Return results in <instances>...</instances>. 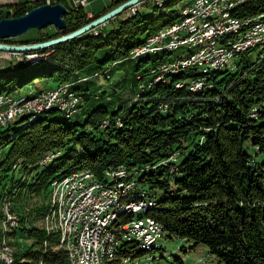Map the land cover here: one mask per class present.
<instances>
[{
  "label": "trees",
  "instance_id": "trees-1",
  "mask_svg": "<svg viewBox=\"0 0 264 264\" xmlns=\"http://www.w3.org/2000/svg\"><path fill=\"white\" fill-rule=\"evenodd\" d=\"M59 1L68 8L65 29L18 44L71 32L126 0H111L101 13L93 15L85 8L69 6L66 0ZM177 1L153 3L147 17L141 16L138 8L120 19L118 28L104 32L99 25L36 50L44 55L37 63L17 62L0 72V80L9 75L7 81H13L32 69L33 75L17 81L18 86L36 77L68 83L80 97L79 109L100 99L92 89L94 78L101 74L109 78L123 60L137 59L142 71L136 75L139 98L123 114L122 108L109 110L102 104L78 123L70 120L74 113L66 117L60 110L49 109L30 122L24 115L1 126L0 202L7 194L13 202L30 196L45 201L51 183L79 171H89L107 184L125 176L155 199L156 207L146 215L163 227V237L186 240L193 249L202 245L222 264H264V47L254 59L251 49L239 54L233 68L213 70L208 75L187 69L156 81L159 68L178 60L181 56L173 58L181 53L172 56L174 51H160L132 58V50L179 21L182 11L170 7ZM36 5L35 0L13 3L10 12L0 11V18L20 16ZM263 13L264 0H252L234 10L232 16L241 21ZM100 49L105 52L98 60ZM108 62L111 65L104 68ZM200 79L206 83L191 90L190 84ZM16 83L0 85V95L14 91ZM57 112L64 118L43 116ZM20 121V126H14ZM51 153L59 156L39 167ZM261 156L262 162L255 160ZM171 177L173 186L168 180ZM43 209L40 206L32 212L39 217ZM24 223L21 212L11 235L34 243L26 250L17 249L14 264H22L19 260L25 264H69L64 250L49 246L44 252L46 233ZM122 249L127 252L123 254ZM136 250L153 252L144 251L135 242H123L111 264H120L121 256L124 260L128 255L136 256Z\"/></svg>",
  "mask_w": 264,
  "mask_h": 264
},
{
  "label": "bare ground",
  "instance_id": "bare-ground-1",
  "mask_svg": "<svg viewBox=\"0 0 264 264\" xmlns=\"http://www.w3.org/2000/svg\"><path fill=\"white\" fill-rule=\"evenodd\" d=\"M250 1L252 0H195L181 10L182 13L178 22L146 39L145 43L136 49L139 51L132 53V57L137 58L160 51H174L186 46L190 49H197L194 54L188 57L183 59L181 57L176 61L163 64L158 70L156 81L162 80L165 74L168 76L169 73H178L187 69H194L196 73L208 75L213 70L227 68L229 60L234 56L245 53L252 48H257L259 45H264V13L249 21H237L238 18L231 19L234 10ZM189 22L193 23L181 27V25ZM213 23H218V29H213ZM169 29L179 30L176 31V34L156 40L157 36ZM241 40L243 41L241 42ZM222 53H224L223 60ZM42 57L40 53V56L28 60V63H36ZM196 58H202V60L195 62ZM204 83L206 82L203 79L194 81L190 84V89L199 90ZM61 92L63 93L62 90ZM59 95L60 91L51 103L42 104L31 111L15 114L11 117V121L18 116L37 113L36 111L39 109H45L47 112L49 109H61V106L63 104L67 105V103H61L62 100ZM74 97L75 95H72L71 98ZM42 98L32 100H26L27 98H25L26 101L22 100L19 104H26L25 106H27L41 101ZM15 100L16 98H14V103ZM72 101L76 102L77 100L74 98ZM14 103L13 110L25 108L23 105L14 106ZM74 105L72 107L68 104L69 108L72 107L73 110H68L69 115L75 112ZM45 110L44 112H46ZM65 110L67 109L65 108ZM41 112L43 113V111ZM5 123L9 122H3L1 125ZM107 123L105 122V125ZM58 156L59 153H51L38 166L45 167L53 160L55 161ZM87 173L79 171L67 175L65 178L55 181L51 189L53 204H51L50 210L59 223L60 241L63 249L69 253L72 264H111L117 256L118 247L123 242H135L147 252L158 249L164 231L157 221L147 222L146 225L136 224L130 228V233L117 241V234L125 231V224H122V222L127 216H133L129 222H144L150 219L146 213L156 207L155 199L150 197L146 191L138 189L125 176H120L110 184L96 180L90 173H88L89 177L86 179L85 184H80V179H73L85 176ZM71 179H73L72 188L65 193L62 187L68 186ZM86 189H92L88 191L89 200H100L102 198H105V200L100 201L99 204L88 203L79 211L70 212V203L80 201L81 194L86 192ZM136 207L139 208L135 209ZM92 215H94L93 218H91ZM100 230L101 235L96 238L95 231ZM84 232L88 233L85 247L80 244ZM9 251L7 243L4 240L0 241V259L3 256L7 258L6 264L12 263Z\"/></svg>",
  "mask_w": 264,
  "mask_h": 264
},
{
  "label": "rangeland",
  "instance_id": "rangeland-1",
  "mask_svg": "<svg viewBox=\"0 0 264 264\" xmlns=\"http://www.w3.org/2000/svg\"><path fill=\"white\" fill-rule=\"evenodd\" d=\"M14 1H20V0H7L6 3L1 7V12L4 14H6L7 12H10V9H11L10 5ZM194 1L195 0H179L175 2L173 5H171L170 7L172 9L182 10L185 6L193 3ZM66 2L69 3V0H66ZM110 2L111 0H88V3L85 7V11L89 15H93L97 12H100L104 7L109 5ZM153 3L162 4V0H158V1L148 0V2L143 3L140 6L136 5L137 8L140 9L139 11L140 15L144 17L149 16L153 10L152 9ZM130 10L131 9L129 8L121 12L120 14L114 16L113 18L109 19L104 24H101L104 28V32H107L111 29L118 28L120 19L125 18L126 15H128L127 13ZM56 31L57 29L53 25H48L42 29H36V28L30 29L29 31H27L26 33L20 36L4 39L1 41L7 42L10 44H14V43L18 44L20 41L38 39L44 33L52 34ZM263 47H264L263 45L261 46L259 45L257 48H252L250 51V57H252L253 59L256 58L258 53L262 50ZM178 51L181 54L173 59H176L180 56L182 57V59L185 57H188L189 55L194 54L197 51V49L196 48L190 49L187 46L180 47L179 49L174 50V52L172 53V56L175 55L176 52ZM104 52L105 51L103 49H100V51L97 52L96 58L99 60L102 57ZM134 52L135 51H133L132 53ZM11 56H12V53L4 52L0 50V72H2L4 69L9 67L10 64L17 63V62H12L14 57H11ZM41 56L44 57L43 53H41ZM181 57L179 59H181ZM238 60H239V55L238 56L236 55L233 58H231L229 60V63L227 64V68H232L234 64L238 62ZM165 62L166 61L162 62L161 64ZM105 65L106 66L104 68L109 67L111 63L108 62V63H105ZM31 70L32 69L28 70L25 73L19 74L18 77L15 78L13 81H7V78L9 77V75H7V78L5 77L0 80V85H3L4 83H7L8 85H12L19 80L25 81L26 79H28L29 77L33 75ZM139 73H142V71L141 69L137 67V59L123 60L122 63H119L117 67L114 68V70L109 74L110 75L109 78H106L103 74L99 75L97 78H94L95 86L94 87L92 86V89H93V92L97 96H99L100 99L94 102L90 100L88 102V105L86 104V106L84 107L82 106L79 109H78V105L80 104V97L69 88L68 83H58L57 84V81L55 80L42 78V77H36L32 79V81L26 84H22L20 86H18V84L16 83L15 84L16 89L14 91L10 93H3V95L2 94L0 95V102L4 100L6 97H9L11 95V96H15L16 98L14 106L23 105L24 107H26L25 106L26 104H19V102L22 100H25V98H27L26 100H32L34 98L38 99L40 97H44V95H47L48 92H50V90L60 91L59 98L62 100L61 103H67V105L63 104L61 106V109L59 108L57 110H60V111L62 110L61 112L64 113L66 117H69L70 113L68 110H72L71 108L75 104L74 105L75 112L71 116L70 120L76 121L78 123H83L88 114L87 112H90L93 108L99 105L103 104L109 110H117L119 108H122V110L120 111V114H123L132 105H134L135 100L139 98L138 95L140 92V89H139L140 81L136 79V75ZM145 80L146 79H143L141 82ZM59 84H63V85L59 87H55ZM61 90L63 91L64 95H62L63 93L61 92ZM30 91L31 92L39 91V92L28 94L27 92H30ZM72 95H75L74 98H76V100L78 99V102L76 101L77 103L75 101H72L74 100V98H71ZM143 98L146 99L145 96ZM68 104L72 105V107L69 108ZM65 108L67 110H65ZM44 110L45 109H39L36 111L37 113H28L29 115H26L29 118L28 122L32 121L37 115L42 113L41 111L44 112ZM61 112H57L52 115L45 113L43 114V116L54 117L56 119H63L64 115ZM6 124L8 123H5L4 125ZM21 124L22 122L20 121L17 124H14V126H20ZM4 125H1V126H4ZM1 126H0V130H3ZM6 148L7 147H5L4 150H6ZM249 151L253 152L252 147L249 148ZM255 160L262 162L263 157L262 156L256 157ZM83 172H89V171H83ZM16 175L18 176L19 172H17ZM138 177H140V175H138L137 178ZM111 178L112 176H110V178L108 177L107 180ZM168 180L173 186L174 178L171 177V178H168ZM53 184L51 183L48 198L45 201L40 200L38 197L30 196V198H23L21 201L15 200L13 202L12 201L13 199L11 200V197L7 194L3 197L2 201L0 202V241L4 240L10 249L9 252L11 254V262H12L11 264H14L15 252L18 251L17 249L26 250L29 247H31V245L34 243L32 239H29V238H25V239L19 238L18 239L16 236L13 238L11 235V233L14 232L19 225V214L21 215V212L25 216L24 224L26 227H29L30 225H32L36 229L43 230L46 233V239L43 241V251L44 252L47 251L49 246H51L55 250L60 249V250H64L67 252V250L63 249V246L60 241L61 230L59 228V223L56 217L52 214V211L50 210L51 204H53L51 200L52 194H53L51 189H52ZM9 186L10 185H7V188H9ZM40 206H44L45 209H43L42 215L38 217L36 216V212L35 211L32 212V211L35 208H38ZM8 221L9 222L11 221V224H8L7 223ZM50 240H53L54 242L50 243ZM159 245L162 246L161 250L153 251L151 253H145V254L138 253V250H136V254H137L136 256L128 255V258L126 257L128 259V263H126L127 259H125L126 260L125 262L124 260L125 257L121 256L119 258L120 264H222L218 262L215 256L210 255L208 250L204 246L197 245L193 249V248H190L191 244L183 239H178V238L168 239L164 236L159 241ZM126 252H127L126 249H122L123 254H125ZM67 254H68L67 260H68L69 253ZM123 260H124V263H123ZM69 261H70V257H69L68 262ZM19 262H21L22 264H25L24 260H19ZM40 264H42V262ZM69 264H72V262L70 261Z\"/></svg>",
  "mask_w": 264,
  "mask_h": 264
},
{
  "label": "water",
  "instance_id": "water-1",
  "mask_svg": "<svg viewBox=\"0 0 264 264\" xmlns=\"http://www.w3.org/2000/svg\"><path fill=\"white\" fill-rule=\"evenodd\" d=\"M142 1L144 0H126L83 26L45 41L20 44L2 42L1 40L20 36L33 28L42 29L48 25H53L58 31L65 29L66 21L64 15L68 12V9L63 3L36 5L20 16L0 18V50L29 52L53 46L104 24L109 19Z\"/></svg>",
  "mask_w": 264,
  "mask_h": 264
},
{
  "label": "built area",
  "instance_id": "built-area-1",
  "mask_svg": "<svg viewBox=\"0 0 264 264\" xmlns=\"http://www.w3.org/2000/svg\"><path fill=\"white\" fill-rule=\"evenodd\" d=\"M35 1H37L38 5H40V4L61 3L59 0H35ZM142 2L137 4V5L140 6L141 4H143ZM87 3H88V0H69L68 4H69V6H71L73 8H85ZM0 5H1V0H0ZM130 9L131 10L127 14H133L134 10L137 9V6L133 5ZM207 9H209V8H207ZM252 18H254V17L244 18V21H249ZM231 19H235V18H231ZM191 23H193V22H189V23H186L184 25H181V27L182 26H189V24H191ZM179 29L166 30L162 34L157 36L156 40L164 39V38H166L169 35L176 34V31L179 30ZM213 29H218V23H213ZM242 41L243 40H241V42ZM150 44H148V45H150ZM132 51H139V50H132ZM5 52H8V51H5ZM9 53H12L11 57H14L12 62H28V60H32L35 57L40 56V53H38L37 51L9 52ZM224 53L221 54L222 55V60H223V54ZM198 60H202V58H196L195 62H197ZM214 64H215V62H214ZM58 93H59V91L50 90V92L47 95H44V97H43V99L41 101L29 104L25 108L20 109V110H13V103H14L15 96H11L10 95L9 97H6L4 100H2L0 102V126H1V124L3 122H11V117L14 116L17 113L31 111L33 109H37L42 104L51 103L52 101H54V99L56 98ZM88 177L89 176H88V173H87V175H85V176H81L80 178H73V179H80V184H85V181H86V179ZM73 179L70 180V183L68 184V186L62 187L63 191L65 193H67L72 188ZM90 190H92V189H86V192L81 194V199L77 203H70V212H77L84 205H86L88 203H97V204H99L100 201L105 200V198H102L100 200H89L88 199V191H90ZM137 208H139V207H136L135 209H137ZM93 217H94V215L91 216V218H93ZM155 221H156L155 219L150 218L149 220L144 221V222H129V221L122 222V224H125V231L124 232H120V233L117 234V241H119L123 236L127 235L128 233H130V228L133 227L134 225H136V224H144V225H146L147 222H155ZM7 223L10 224V222H7ZM95 232H96V238H99L100 235H101V230L100 231H95ZM87 234L88 233L84 232V234L82 235V239L80 240V244H83L84 247H85L86 235ZM7 261H8V259L3 256V258L0 259V264H6Z\"/></svg>",
  "mask_w": 264,
  "mask_h": 264
},
{
  "label": "crops",
  "instance_id": "crops-1",
  "mask_svg": "<svg viewBox=\"0 0 264 264\" xmlns=\"http://www.w3.org/2000/svg\"><path fill=\"white\" fill-rule=\"evenodd\" d=\"M7 0H1V5H0V11H1V7L6 3ZM26 1H33V0H20V1H14L12 2L13 3H21V2H26ZM11 10V9H10ZM5 52V51H4ZM29 91V90H28ZM28 94L32 93L31 91L30 92H27Z\"/></svg>",
  "mask_w": 264,
  "mask_h": 264
}]
</instances>
